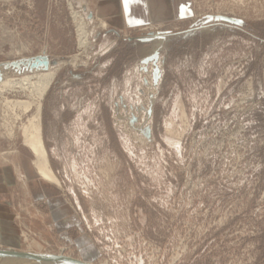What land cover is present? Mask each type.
I'll list each match as a JSON object with an SVG mask.
<instances>
[{"label": "rangeland", "instance_id": "rangeland-1", "mask_svg": "<svg viewBox=\"0 0 264 264\" xmlns=\"http://www.w3.org/2000/svg\"><path fill=\"white\" fill-rule=\"evenodd\" d=\"M85 1L0 0V64L44 53L59 63L41 123L69 206L51 218L20 181L7 183L0 207L8 240L0 249L92 264H264V0H192L190 21L167 18L124 33L173 35L161 52L158 89L151 74L136 70L147 49L105 36L107 26L81 9ZM87 2L93 10L95 0ZM74 12L88 22L86 50ZM209 16L245 25L189 32ZM37 75L8 71L3 79L35 83ZM31 91L0 95L6 168L21 156L34 160L21 128L36 107L4 105L32 99ZM150 94L153 143L128 125L132 114L137 126L145 122ZM8 262L0 264H15Z\"/></svg>", "mask_w": 264, "mask_h": 264}, {"label": "crops", "instance_id": "crops-1", "mask_svg": "<svg viewBox=\"0 0 264 264\" xmlns=\"http://www.w3.org/2000/svg\"><path fill=\"white\" fill-rule=\"evenodd\" d=\"M80 7L92 13L95 21L106 24L105 36L113 35L117 40H123L134 46H142V49L148 48L146 43L140 42L144 38L126 37L123 34L150 24L160 23L167 18L185 23L194 17L192 0H95L93 10L86 0L81 3ZM141 62L137 63V73L143 69ZM17 180L22 183L31 202L45 201L47 203L52 213L51 218H63L69 212L68 203L60 187L41 179L30 163V159L24 156H21V161L12 167L6 168L0 165V201L5 199L7 183L15 184ZM5 218L6 210L3 206L0 207V241L2 244L8 240L7 232L3 228ZM67 223L68 220L62 222V227L67 226Z\"/></svg>", "mask_w": 264, "mask_h": 264}, {"label": "water", "instance_id": "water-1", "mask_svg": "<svg viewBox=\"0 0 264 264\" xmlns=\"http://www.w3.org/2000/svg\"><path fill=\"white\" fill-rule=\"evenodd\" d=\"M84 13H88V10L85 9ZM89 21H93L94 15L88 13L87 16ZM225 25V26H244L245 22L242 20L225 17V16H209L204 19L199 20L195 23L189 30V32H197L198 30H204L208 26L213 25ZM173 36L172 34L151 33L148 37H144L140 42L151 45L149 49L147 48L146 56L142 60L143 69L142 71L146 74H151L152 82L154 88L158 89L160 81L163 77L162 65H164L165 60L161 59V52L165 48V44L170 40L169 37ZM59 65L57 61H52L50 57L44 53L43 55L24 58L12 62H6L0 64V81L3 80L4 72L13 71L17 74L24 73H34V72H46L51 68H56ZM75 78H80L76 76ZM146 86H150V83L147 78L144 79ZM143 93V92H141ZM149 98L151 100L149 109L142 108L147 112V119L141 125L137 126L138 118L135 114H132L128 117L129 126L134 129L137 133L142 135L148 142L153 143V133L152 128L148 124V121L151 119L153 114V108L155 104V95L150 94ZM123 104V103H122ZM124 105V104H123ZM127 109V107L125 106ZM131 109H134L131 107ZM137 112L140 113L141 109L137 108ZM15 262L21 264H92L84 262L81 260L74 259L65 255H52V254H37V253H27L21 252L12 249H0V262Z\"/></svg>", "mask_w": 264, "mask_h": 264}, {"label": "bare ground", "instance_id": "bare-ground-1", "mask_svg": "<svg viewBox=\"0 0 264 264\" xmlns=\"http://www.w3.org/2000/svg\"><path fill=\"white\" fill-rule=\"evenodd\" d=\"M74 13L75 14L73 15H75L77 18L78 45L80 49L86 50L90 44V32L87 29L88 22L81 13ZM101 24L102 28H106V24ZM58 69L59 66L54 69L51 68L46 72H36L38 75L36 77L37 82L35 83H32L29 77H25L22 80H13L12 78L6 77L0 82V95H3L5 92H14L18 89L33 90L31 91L34 95L32 99L25 101L10 100L5 98L4 105L13 112L22 111L25 113L32 111V109L36 107V113L33 114V116L29 118L28 122L21 128L23 144L34 156V160L31 163L37 175L40 176L44 181L62 188L61 181L51 166L49 154L44 142L43 128L41 123L42 102L55 79ZM10 133V136L12 137L13 129Z\"/></svg>", "mask_w": 264, "mask_h": 264}]
</instances>
